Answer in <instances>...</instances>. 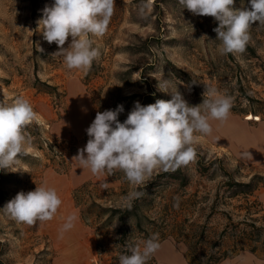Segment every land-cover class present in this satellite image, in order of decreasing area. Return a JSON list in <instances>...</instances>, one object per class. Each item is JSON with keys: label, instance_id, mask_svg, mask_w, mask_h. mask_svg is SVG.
Returning <instances> with one entry per match:
<instances>
[{"label": "rangeland", "instance_id": "1", "mask_svg": "<svg viewBox=\"0 0 264 264\" xmlns=\"http://www.w3.org/2000/svg\"><path fill=\"white\" fill-rule=\"evenodd\" d=\"M53 3L0 0V101L10 103L22 96L37 114L24 129L30 139L25 152L12 168L0 170V189L11 200L18 192L34 191L46 184L62 200L52 220L31 226L0 211V264H119L115 259L119 256L117 222L98 233L95 224L82 219L75 203L74 189L86 182L94 184L93 199L103 206L125 207L131 193L142 192L131 204L138 201L155 219L152 225L144 220L142 226L152 235L162 230L167 234L164 239L159 237L161 248L153 255L155 264H188L189 233H199L206 226L207 238L215 240L227 221L224 212L235 220L246 213L239 208L243 198H229L221 187L224 177L220 166L241 181L256 173L264 175V138L258 133L264 123V25L257 21L250 29L248 45L253 49L221 54L213 31L218 22L213 17L193 15L178 0H115L106 33L92 37L100 56L93 61L94 73L87 78L88 71H69L61 58L52 56L58 46L45 41L38 29L42 10ZM233 7H250V0H235ZM69 43L71 37L64 47ZM131 68L135 71L130 75L122 74ZM165 80L170 85H165ZM158 84L161 90L177 86L190 106L203 102L206 87L232 99L226 122L210 120L211 135L195 134V158L181 166L188 183L161 177L162 169L154 170L140 185L131 184L123 172L115 179L107 173L93 175L82 169L73 157L86 145V129L96 113L112 109L119 96L136 94L122 100L124 110L118 116L122 123L136 101L153 103L145 96L152 91L158 94L157 99H171V93L161 91ZM249 96L261 101L250 102ZM250 114L260 116L261 121L246 119ZM237 134L251 141L242 144ZM201 158L206 162L218 158L211 167H217V176L199 172ZM154 178L157 183L149 187ZM256 195L264 208V188ZM5 204L0 203V209ZM69 215L76 216L75 226L61 238L60 229ZM181 228L185 230L182 233ZM143 241L138 237L141 249ZM221 264H264V260L242 252Z\"/></svg>", "mask_w": 264, "mask_h": 264}, {"label": "clouds", "instance_id": "2", "mask_svg": "<svg viewBox=\"0 0 264 264\" xmlns=\"http://www.w3.org/2000/svg\"><path fill=\"white\" fill-rule=\"evenodd\" d=\"M178 3L193 15L210 16L218 22L213 31L220 41L221 54L243 53L251 39L252 25L257 21L264 25V0H250V7L239 9L233 7L235 0H178ZM114 10L115 0H54L42 10L38 29L45 41L58 46L52 56L61 58L69 71L86 72L100 56L92 37L106 33ZM69 37L71 43L64 47ZM164 83L170 85L167 80ZM161 91L170 92L171 99H157L148 105L136 101L122 123L118 116L124 110L123 105L98 111L86 129L89 137L86 145L78 149L73 159L93 175L122 171L134 185L143 184L154 170L167 172L186 166L196 155L195 134L211 135L210 120L226 122L232 99L206 87L203 102L190 106L177 86L174 90L166 87ZM36 118L31 103L22 96L10 103L0 101V170L12 168L25 152L30 139L24 129ZM142 195L140 191L131 193L127 197L128 207ZM61 204L57 191L42 184L34 191L18 192L0 211L17 223L31 226L52 220ZM75 221V215L67 217L60 229L61 238L74 228ZM160 248L159 236L153 234L143 241L142 249L139 244L130 245V255L122 254L119 264H147Z\"/></svg>", "mask_w": 264, "mask_h": 264}, {"label": "trees", "instance_id": "3", "mask_svg": "<svg viewBox=\"0 0 264 264\" xmlns=\"http://www.w3.org/2000/svg\"><path fill=\"white\" fill-rule=\"evenodd\" d=\"M249 49L251 46L247 45ZM230 54V53H229ZM96 65L93 63L90 70H88L87 78L94 73ZM134 68L128 69L122 72L124 75H130ZM49 89L55 90V86H48ZM136 94H131L129 96L121 97L119 96L114 102L112 110L116 109L118 105H122L123 99H132ZM147 99H150L153 103L157 100L158 94L156 92H151L146 94ZM248 100L258 101L251 96ZM254 112L259 110L253 109ZM262 113L261 111H259ZM30 126V125H28ZM27 126V127H28ZM88 136V135H87ZM218 158L210 162H206L204 158H201L198 162L199 172L202 174H207L211 178L217 176L216 169L211 168L218 161ZM222 170L223 181L221 187L224 188L226 196L229 198L241 197L244 200V204L239 205L240 209H245L246 213L241 215L242 219L235 220L233 215L229 212H224V216L227 221L224 227L219 232L215 240H210L207 238L204 228L202 226L199 233L191 232L187 235L188 240L186 257L188 264H221L227 258L235 257L242 252H250L257 256L258 258L264 260V208L262 203L258 200L256 192L264 188V175L260 173L253 174L248 181H241L235 177L234 172H231L220 166ZM213 170V172H212ZM122 171H115L112 176L115 179H120ZM161 177H169L170 179H180L181 184L186 185L188 183L189 177L187 174L183 173L182 168H178L175 171L163 172ZM2 177V172L0 174ZM157 183V178L147 184L149 187ZM94 184L92 182H86L74 189L73 198L76 205L80 209L82 219L89 223V225H96L95 231H103L112 221H116L118 227L117 232L119 237L115 239L116 248L118 250L119 256H116V260L122 254H129L128 247L130 245H136L138 242V237L147 240L152 236L149 228H144V220L149 221L150 225L155 219H151L143 210L142 205L138 201H134L129 208L128 205L125 207H114V206H103L97 199L94 198ZM219 195V194H218ZM102 198V196H98ZM9 201L5 197L3 191L0 189V203L4 204ZM134 224V227L132 225ZM154 229V228H153ZM179 232L185 231L184 228L179 229ZM140 236V234H142ZM160 239H164L167 234L164 230L158 232ZM136 234H138L136 236ZM172 233H169V236ZM176 238L178 236H175ZM178 239V238H177ZM1 244V242H0ZM151 262L155 264V259L152 256L147 264Z\"/></svg>", "mask_w": 264, "mask_h": 264}, {"label": "crops", "instance_id": "4", "mask_svg": "<svg viewBox=\"0 0 264 264\" xmlns=\"http://www.w3.org/2000/svg\"><path fill=\"white\" fill-rule=\"evenodd\" d=\"M261 121V120H260ZM263 126L262 127H260V129H259V131H258V133H260L259 135L261 136V137H263L264 138V123L262 124ZM236 136H238L239 137V140H240V142L243 144V142H245V141H248L250 138L249 137H241V135H236ZM250 141H251V139H250ZM253 145H251V147H252ZM243 147V146H242ZM254 147V146H253ZM257 147V146H256ZM252 149V151L250 150L249 152L250 153H253V149L254 148H251ZM242 152H245L246 153V151H242ZM247 154V153H246ZM248 253H250V252H248ZM252 254V253H251ZM254 255V254H253ZM237 256V255H236ZM255 256V255H254ZM257 257V256H256Z\"/></svg>", "mask_w": 264, "mask_h": 264}, {"label": "bare ground", "instance_id": "5", "mask_svg": "<svg viewBox=\"0 0 264 264\" xmlns=\"http://www.w3.org/2000/svg\"><path fill=\"white\" fill-rule=\"evenodd\" d=\"M246 119H248V120H251V119H256V120H261V118H260V116H256L255 118H254V116L252 115V114H250V115H248L247 117H246Z\"/></svg>", "mask_w": 264, "mask_h": 264}]
</instances>
